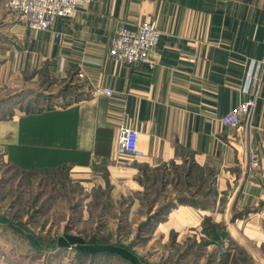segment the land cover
Instances as JSON below:
<instances>
[{"label": "crops", "instance_id": "0c3cea01", "mask_svg": "<svg viewBox=\"0 0 264 264\" xmlns=\"http://www.w3.org/2000/svg\"><path fill=\"white\" fill-rule=\"evenodd\" d=\"M143 21L161 32L150 52L153 67L111 58L114 31ZM4 27L14 35L3 44L4 84L19 85L14 75L45 68L81 86L66 105L14 107L0 119V142L14 167H65L86 187L102 180L125 194L143 185L149 169L190 166L188 175L196 169L198 178L213 176V200L174 201L164 220H149L136 234L194 238L220 257L234 253L232 240L264 243V0H92L48 30L28 29L9 15ZM93 87L112 92L92 93ZM251 97L249 125L221 122ZM121 127L137 130L142 155L116 158ZM248 149L258 154L251 169L244 160ZM96 247L75 250L90 264L96 257L118 258Z\"/></svg>", "mask_w": 264, "mask_h": 264}, {"label": "rangeland", "instance_id": "374dc122", "mask_svg": "<svg viewBox=\"0 0 264 264\" xmlns=\"http://www.w3.org/2000/svg\"><path fill=\"white\" fill-rule=\"evenodd\" d=\"M4 2L0 0V63L3 44L14 37L5 29L4 17H18ZM11 80L20 84L9 86L0 80V119L10 116L14 107L38 110L66 105L77 98L81 87L73 78H56L45 68L14 75ZM189 168L167 164L149 169L140 178L139 189L123 194L102 180L86 187L65 167L21 170L7 160L0 142V251L18 264L66 260L90 264L91 259L75 249L93 245H105L118 255L115 262L124 264H264V243L256 246L232 240L234 253L220 257L208 243L194 238L177 241L170 233L165 238L159 233L136 234L147 221L164 220L174 201L213 200V176L198 178L196 169L188 175ZM92 259L96 264H115L105 257Z\"/></svg>", "mask_w": 264, "mask_h": 264}, {"label": "built area", "instance_id": "2783aa9c", "mask_svg": "<svg viewBox=\"0 0 264 264\" xmlns=\"http://www.w3.org/2000/svg\"><path fill=\"white\" fill-rule=\"evenodd\" d=\"M92 0H5L7 9L18 14L20 21L34 31L48 30L56 18H67L74 15L76 10L85 7ZM60 33L55 31L54 36ZM161 32L153 21H143L134 28L119 27L114 31L111 38L108 55L125 63L145 62L153 67V61L149 60L151 50L157 45ZM82 69L75 71L79 79L84 77ZM103 92L110 94L108 87H93L92 93ZM255 106V97L248 98L236 107L230 109L222 118L221 122L226 126L239 128L249 125L252 110ZM55 107V105L51 106ZM138 132L131 127H121L115 146L116 158H134L142 155L137 144ZM248 168L257 165L258 154L250 149L244 156ZM71 249V248H68ZM70 260L60 261L55 264H68ZM0 264H18V261L0 251ZM50 264V263H49Z\"/></svg>", "mask_w": 264, "mask_h": 264}, {"label": "trees", "instance_id": "16d2710c", "mask_svg": "<svg viewBox=\"0 0 264 264\" xmlns=\"http://www.w3.org/2000/svg\"><path fill=\"white\" fill-rule=\"evenodd\" d=\"M191 201V200H190ZM192 202V201H191ZM72 238H75V237H73V236H71ZM96 248H98V249H100V248H102V249H104V248H106L107 249V247L105 246V245H101V246H99V247H96ZM108 250V249H107ZM109 251H111V250H109Z\"/></svg>", "mask_w": 264, "mask_h": 264}]
</instances>
